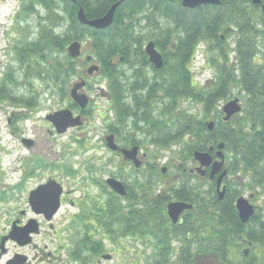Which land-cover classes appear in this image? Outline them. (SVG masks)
I'll return each mask as SVG.
<instances>
[{
    "label": "trees",
    "instance_id": "trees-1",
    "mask_svg": "<svg viewBox=\"0 0 264 264\" xmlns=\"http://www.w3.org/2000/svg\"><path fill=\"white\" fill-rule=\"evenodd\" d=\"M37 1L47 10H53L52 0ZM62 1L64 6L59 8L65 14L61 18L63 33L55 34L48 27L36 42L26 41V45L15 51L20 64L25 63L23 58L29 61V56H37L44 64L34 75L43 78V73L51 68L50 74H46L55 78L59 73L72 71L77 61L66 56L54 63L56 57H49L44 50L52 48L63 53L72 42L84 44L100 65L117 125L130 121L133 129L141 130L148 136L147 142L156 147H177L169 158L192 160L194 151L211 154L209 146L215 149L222 142L229 154V174L241 173L237 177L246 180L247 189L256 199L262 198V204L255 207L253 216L243 224L235 208V198L240 193L231 189L239 184L237 180L227 182L230 188L220 201L216 200L212 184L202 207L195 205L181 225L169 226L176 237L184 238L186 234L194 237L193 242L183 239L177 257L172 259L169 244L161 241L170 233L162 210L156 208L154 213L146 208L124 214L120 198L110 191L105 202L88 213L93 222L87 224L81 218L85 228L69 256L87 264L103 252L101 239H96L93 233L99 225L113 243L128 235L150 243L156 236L158 253L155 257L148 255L143 264H264V12L261 9L264 0L259 5L251 0H219L218 5L203 4L193 9L182 7L180 0H123L111 25L102 30L79 23L77 11L81 8L87 19L98 18L118 0ZM28 2L27 10L31 11ZM142 22L145 23L142 28L148 30L138 33L135 26ZM231 35L234 64L229 63L225 51L226 40ZM150 41L161 54V69L153 68L144 53ZM201 45L208 51L217 49L216 60H211L217 72L207 88L200 87L191 73L192 60ZM27 70L33 71L31 67ZM235 89L243 94L241 114L223 121L219 102L229 100ZM2 97L14 105L27 108L34 105L32 98L16 101L0 89ZM185 100L201 105L203 117L181 109ZM155 102L163 105L157 115H153L158 111L152 108ZM211 115L214 127L209 130L205 120ZM167 119L171 121L167 123ZM114 132L121 133L117 129ZM125 141L137 142L127 137ZM156 174L161 176L158 170ZM140 183L144 187L145 182L140 180ZM155 221L157 228L153 226ZM244 247L249 248L247 256L242 253Z\"/></svg>",
    "mask_w": 264,
    "mask_h": 264
},
{
    "label": "rangeland",
    "instance_id": "rangeland-1",
    "mask_svg": "<svg viewBox=\"0 0 264 264\" xmlns=\"http://www.w3.org/2000/svg\"><path fill=\"white\" fill-rule=\"evenodd\" d=\"M27 2L28 0H4L0 3V89L7 96L15 97L16 101L22 98L34 100V105L27 108L10 103L7 97L0 98V234L8 230V223L11 220L22 219L20 212L27 208L28 192L51 176L63 185L67 199L53 219L55 231L42 232L36 237L38 248L45 246V253L54 252V256L57 257L52 259L46 255L44 262L38 261V264H78L69 256L71 248L75 241H80L79 236L85 228L81 218L89 224L92 217L88 213L94 206L103 204L111 191L105 179L108 176L120 175L121 177L117 179L126 181L131 186L136 185L133 167L123 164L121 157L101 147L102 138L108 131L107 127L110 126L109 131L117 129L121 132L116 137L119 142L123 141V144L125 137L139 141L141 147L139 158L143 160L142 154H146V162L153 163L159 159L160 164L167 162V159L173 155L172 151L177 147L163 149L150 145L147 142L148 136L141 130L133 129L130 121L120 126L116 124L118 120L116 115L114 117L115 113L111 109L109 98L103 95L106 94L107 88L103 74L100 72V65L84 44L81 43L83 51L79 59L68 55L67 46L63 53L52 48L44 50L49 57H56L54 63L62 61L66 56L72 61H77V65L72 66V71L59 73L55 78L54 76L49 78L47 75L50 74L51 68L46 72L47 74L43 73L45 76L43 78L34 75L44 64L37 56H29V61L23 58L25 63L20 64L15 51L26 45V41L36 42L39 34L48 27L55 34L63 33L61 18L65 14L59 8L64 6L62 0H52V11L47 10L37 0L28 2L31 5V11H28ZM143 26H145L143 22L135 26L136 32L144 33V30H148L142 28ZM151 28L149 27L150 30ZM226 42L228 44L225 48L226 56L229 63L234 64L236 60L234 36L231 35ZM216 53L217 49L208 51L205 45H201L192 60L191 73L195 82L202 88H207V85L214 81L217 70L211 60H216ZM86 55H90L92 59L87 64L84 61ZM221 60L220 56L219 64ZM47 63L52 64V61L48 60ZM91 64L99 66V71L87 76L86 70L92 66ZM28 67L33 69L32 73L28 72ZM80 78L88 80L87 91L92 101L89 106L90 122L84 127L58 134L45 116L69 104L68 93L71 83ZM231 95L230 99L239 98L243 106L241 98L243 94L239 91L237 93L235 89L232 90ZM225 103V100L219 102V110ZM162 106L159 102H155L152 108L158 111L153 115L159 114ZM180 107L189 113L197 114L199 118L204 115L201 105L193 101L185 100L181 102ZM211 117L213 115L205 121H212ZM170 121L171 119L166 120L167 123ZM133 130L138 132H131ZM23 140H30V144L25 146ZM161 166L162 164L159 165L160 168ZM26 172L31 173L28 178H25ZM143 177L149 176L146 174ZM227 178L229 183L233 179L239 183L231 186V189L236 191L241 189V196L246 198L249 196L250 191L240 188L242 185L245 186L246 180L243 182V178L234 174H230ZM198 182L206 198L207 190L213 188V183L206 178ZM70 200L74 204H70ZM253 204L260 206L262 198L258 197ZM81 209H84L83 215L82 212L80 213ZM96 228L93 233L96 239H101L103 252L87 264H143L144 259L152 253L151 244L147 239L135 240L124 237L113 243L99 225ZM8 249L11 252L15 248L9 245ZM101 255H109L110 258L106 259Z\"/></svg>",
    "mask_w": 264,
    "mask_h": 264
},
{
    "label": "flooded vegetation",
    "instance_id": "flooded-vegetation-1",
    "mask_svg": "<svg viewBox=\"0 0 264 264\" xmlns=\"http://www.w3.org/2000/svg\"><path fill=\"white\" fill-rule=\"evenodd\" d=\"M3 2H4V0L0 1V3H3ZM82 51H83V49L81 50V53H82ZM81 53H80V55H81ZM80 55H79V57H77L75 59H79ZM88 57H89V59H87ZM147 60H148V56H147ZM84 61L86 64L90 63L92 61L91 56L86 55ZM97 67H98L97 70L93 71L90 74H88V71H87L88 68H87V70H86L87 76H92V74H94L95 72H98L99 66H97ZM81 80L84 81V86L81 87L80 89H78L76 92L78 94H84L87 97V103L84 107H81L76 101H74L72 99V96H71V91H72V88L74 87V84L80 82ZM87 87H88V80H86L84 78H80L78 81H74L73 83H71V86L69 88V93H68V98L70 100L69 104L66 105V107H63V108H60L58 110L51 112V113H53V112H56L59 110L68 109L72 113V117L74 119L76 117H78L77 120H78V122H80V124L75 125L73 127H68L65 132H67L70 129H76L78 127L79 128L84 127V125H86V124H88V122H90L89 106L91 105L92 101H91V97L88 94ZM103 95L105 97H107L106 94H103ZM234 98H237V97H234ZM239 103L241 106L240 99H239ZM241 107L243 108V106H241ZM221 112H222V109H221ZM51 113L46 114V116L51 114ZM222 114H223V116H222V118H223L224 113L222 112ZM46 116H45V119H46ZM114 117H115V114H114ZM47 121L54 128V125L49 120H47ZM126 123H128V121ZM109 127L110 126L107 127L108 131H107L106 135H104L102 138V146L101 147L102 148L105 147V148L109 149L111 152H113L115 155H117L118 157H121V162L123 164H127L129 167H133V173L135 174L134 175L135 181H136L135 186H131L130 184L126 183V181L119 180V179L112 177V176L107 177V178L112 177L114 179L119 180L125 187V194L124 195H118V197L120 198V203H121L120 206H121V209H122L124 214L131 212V210L139 211L141 209H146V208L150 209L151 212L155 213L156 208L160 209V210H162V212L166 216L167 224H169L166 227V230L168 232H170L169 226L181 225L182 222L184 221V218H185L187 212L192 210L195 205L196 206L200 205L201 207L204 205V201H205L204 192H203V190L200 189L198 181H201L204 178H206L211 183H213L214 184V188H213L214 189V195L216 197V200L220 201L218 199V194H217L218 192L216 190V180H217V177L220 175V173L225 169L226 175L222 179L220 190L223 187L225 188V194H224V196H225L226 191H228V188H230V187L227 188V182H228L227 177L230 174L228 171V164H227L228 161H226V156H228L229 154H227V152L224 150V148L222 151L223 155H224L223 165L220 168V170L214 174V177L212 179H210L209 174L211 171V164L208 165L207 167H203L202 169L204 170V174H201L200 171L198 170L199 164L194 158L192 160L191 159L168 158L167 162L165 161V162L161 163L162 164L161 168L159 167V165H161L160 161H159L160 159L156 162H153V163L146 162L145 161L146 154L143 153L142 154L143 160H141L139 158V153L141 151L139 141L136 140L137 141L136 142L135 139H133V141L136 142L135 144L134 143L131 144L128 142L126 143V141L123 144V141L119 142L117 140V137H116L117 135L114 132V130H116V129L109 131V129H110ZM213 127H214V122H213ZM54 130H55V128H54ZM131 132L135 133L138 131L133 130ZM109 135L113 136V143L118 148L114 151L111 150L107 146V144H108L107 138ZM148 140H149V138L147 137V141ZM149 144L155 146L152 143H149ZM133 147L138 148L137 154H136V160L140 162V164L138 166H135L133 164L132 160L124 159V156L119 151L120 149H131ZM209 148H211V146H209ZM216 150H217V147L215 149L211 150L212 151L211 152V156H212L211 163L217 159L216 158ZM156 170H158L161 173V176H158L156 174ZM171 170L173 171V173H169V171H171ZM103 171H104V169H103ZM144 172L149 176V177H147V180L145 177H143V176H146V174H144V175L142 174ZM31 173H32V170H31ZM31 173L26 172L25 178H28L31 175ZM165 174H169V175L166 176ZM237 176H241V173H238ZM106 179H105V182H106ZM51 180H54L60 184V186L62 187V193H61L60 198H59L60 206H59L57 212L52 216V218L50 220H46L44 217V213L46 212V210L39 209L40 212L38 214H36L31 209L28 198H29L31 191L36 189L38 186L43 185V184H45ZM139 180H142L145 182L144 187H142ZM240 188H244L245 190H248L246 188V186H244V185H242ZM248 191H250V190H248ZM241 192H242L241 189L239 191H237V193H240V194H241ZM240 194L235 198V201L239 196H241ZM250 195H252V197L250 199L251 203L252 202L254 203L256 198L251 191H250V194L248 197H250ZM224 196H223V198H224ZM66 199H67L66 198V191H64L63 185L58 180L54 179L51 176H48L43 181H41L39 184H37L34 188H32L28 192L27 197H26L27 208H26V210H22L20 212V216L22 217V219L11 220L8 223V226H9L8 230H6L5 233L0 234V264H38V261L44 262L46 255L51 257L52 259L57 257V255L54 256L55 255L54 252L45 253V246H43V248H38L37 244H36V237L41 235L42 232H48V231L52 232L53 230L55 231L53 219L57 216V214L61 210V207L65 203ZM171 203L189 204V205H191V208L184 209L179 214L177 221L173 222L172 219L170 218V216L168 215V205ZM70 204H74V202L72 200H70ZM147 205H149V207H147ZM254 207H256V206L254 205ZM41 210H43V211H41ZM31 221H34V222H31ZM157 223L158 222L155 221V223L153 225L154 228L159 227V226H157ZM12 227L17 228V229L30 227L31 230H35V228L37 227V231L36 232H34V231L29 232L28 235L26 236L27 239L24 240L25 243L20 244L17 241H14L10 238L4 240V238H6L9 235ZM154 230H157V229H154ZM128 237H131V236L128 235ZM155 237L156 236H154V238H153L154 240L151 238V241H150L151 248H152V253H150V254H153L154 257L158 253L157 247H156L158 240L155 239ZM167 237L168 238H165L164 240H161V241H163L164 244H166V243L169 244V250L171 252L170 257H172V259L177 257L180 247L183 246V244H184L183 239L187 240V241L190 239V240H192V242L194 241V237L191 234H190V236L188 234H186V236H184V238L183 237L181 238L180 236L176 237V235H174L173 233L170 232L169 236H167ZM131 238H133L135 240H139L138 238H135V237H131ZM9 245H11L15 248L11 252L8 249ZM32 249H33V251H32ZM36 249H38V250H36ZM81 251H83V250H81ZM101 257H103V255H101ZM72 261L75 263H78V264H82L78 260H72Z\"/></svg>",
    "mask_w": 264,
    "mask_h": 264
},
{
    "label": "water",
    "instance_id": "water-1",
    "mask_svg": "<svg viewBox=\"0 0 264 264\" xmlns=\"http://www.w3.org/2000/svg\"><path fill=\"white\" fill-rule=\"evenodd\" d=\"M72 2H75V0H70ZM123 0H118L115 3H113L110 8L107 10V12L102 15L101 17L94 18V19H87L85 17V14L83 10L80 8L77 11V19L79 23L89 26L91 28L102 30L107 27H109L113 21L114 13L117 9V7L120 5V3ZM169 1H175V0H169ZM253 4L259 5L260 0H251ZM182 7L193 9L203 4H212V5H218L220 2L219 0H180ZM262 11L264 12V6L261 7ZM82 50L81 43L75 41L70 43L67 46V53L72 58L79 57ZM144 52L148 56V61L153 65L156 69H161L163 66V61L161 54L156 50L155 45L152 41L148 42L144 47ZM89 59V57L87 58ZM96 65H92L88 68V74L92 73L93 71L97 70ZM84 86V81L81 80L80 82L74 84V87L71 91V96L74 101H76L81 107H84L87 103V97L84 94H78L76 91ZM242 107L240 106L239 99L233 98L227 101L223 107L222 112L224 113L223 121H228L233 115L240 113ZM46 119L49 120L55 128V131L58 134L64 133L68 127H73L75 125L80 124L78 122V117L75 119L72 117V113L68 109L59 110L56 112H53L46 116ZM206 126L209 130L213 128V122H207ZM108 144L107 146L111 150L118 149L117 146L113 143V136L109 135L108 138ZM25 146L30 144V140H23L22 141ZM224 148V144L222 142L217 144V150H216V160L212 161V156L209 152H200V151H194L193 158L198 162L199 167L198 170L201 174H204L203 167H207L211 164V171L209 174L210 179L214 177V174L217 173L220 168L223 165L224 162V155L222 152V149ZM137 147H133L131 149H120L119 151L124 156V159L132 160L133 164L135 166H138L140 164L139 161L136 160V154H137ZM212 150V147L209 148V151ZM226 175V170L224 169L220 175L217 177L216 180V190L218 194V199L221 200L225 194V188L223 187L220 190L221 182L223 177ZM106 184L109 186V188L117 195H124L125 194V187L124 185L117 179H114L112 177H109L106 179ZM62 193V187L59 183H57L54 180L48 181L47 183L38 186L36 189L30 192L29 195V203L31 209L38 214L40 211L39 209L46 210L44 213V217L46 220H50L52 216L57 212L59 206H60V195ZM252 197L250 195L249 198H246L244 196H240L235 201V208L238 214V218L241 223L245 224L249 221L251 216L254 214V206L250 203L249 199ZM187 208H191V205L184 204V203H171L168 205V215L172 219L173 222L177 221V218L179 214ZM41 210V211H43ZM34 222V221H31ZM37 231V227L35 230H31L30 227L27 228H14L12 227L9 235L4 238L5 239H12L14 241H17L20 244L25 243L26 236L29 232ZM3 240V241H4ZM243 254L246 256L248 254V249L243 250ZM103 258L109 259V255H104Z\"/></svg>",
    "mask_w": 264,
    "mask_h": 264
}]
</instances>
